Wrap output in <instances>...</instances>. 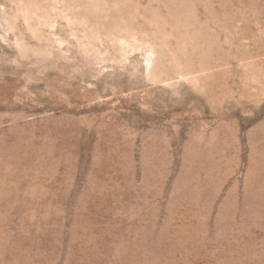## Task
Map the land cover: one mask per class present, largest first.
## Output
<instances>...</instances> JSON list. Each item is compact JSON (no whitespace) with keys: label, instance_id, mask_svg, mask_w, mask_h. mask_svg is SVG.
<instances>
[{"label":"rangeland","instance_id":"1","mask_svg":"<svg viewBox=\"0 0 264 264\" xmlns=\"http://www.w3.org/2000/svg\"><path fill=\"white\" fill-rule=\"evenodd\" d=\"M0 264H264V0H0Z\"/></svg>","mask_w":264,"mask_h":264}]
</instances>
